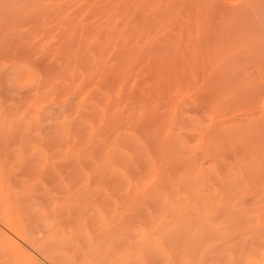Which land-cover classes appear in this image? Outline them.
<instances>
[{
	"label": "bare ground",
	"instance_id": "bare-ground-1",
	"mask_svg": "<svg viewBox=\"0 0 264 264\" xmlns=\"http://www.w3.org/2000/svg\"><path fill=\"white\" fill-rule=\"evenodd\" d=\"M32 1H34V0H32ZM73 1L75 2V0H70V2L68 0H65L64 2H66V3L63 2L62 8L60 7L61 4H59L58 2L56 3V6H54V4L50 6L48 3H46V5L47 4L48 5L45 6V3H44V5L42 7H41V5H42L41 3H40V5H37V3H36V5L40 6V8L39 7L37 8L35 5L34 11H36L37 14H39V15L44 14V16L46 17V20H48L46 22L51 23L50 21L52 19H54V20L57 19V21L65 22L64 27H62V25H60L61 27H59L58 22H57L58 24L53 23L54 25L53 24H51V25H53V28H54V26L57 25L58 28H61V29L63 28L64 31L70 33L69 35L73 36L72 37L73 40L68 44L69 46L67 48L63 47L64 48L63 54L66 53V54L72 56L71 58H68V56H67V58H68L67 59L65 57L66 56V54H65V56H64L65 62L63 59L64 64L68 63V65L69 64L71 65L72 64L71 61L74 59L75 64L80 63L84 67H85V65H86V67L88 66L87 69H88V71H90L89 73H87L88 75H90L92 70H94L96 72H98V70H100L102 72V74L104 75V76H102L103 78H100V79H103L102 85L103 86L105 85L104 87H106L108 89L109 94L111 93V98L109 100L106 97V100H105L106 110L105 111L109 112L110 110L111 111L114 110L115 114L117 112H119V110L121 112V108H120L121 106L120 105L122 103H125L124 98H130L131 101L134 99L133 100L134 102H131V101L130 102L135 104V105L130 104V102H129V105L134 110V111H132V109H131L130 110L131 112L129 111L130 116L133 119H134V117H136V118L138 117L142 120L141 125L139 124L138 127L137 126L134 127V128H136L138 133L143 132L141 134L142 136L139 134L140 136H137V138L135 136L131 137V134L133 135L134 131L132 133L130 132V134L129 133H125V134L121 133L119 135V133L118 134L116 133L117 135H119V137H117L118 139L114 138L115 142L116 143L118 142L117 145H119V144L123 145L124 143H126L127 146L124 144L123 147L126 146V148H130L129 150L132 149L133 152L126 151V149L124 150L119 146L118 147L114 146V149H112V154L110 157V159L113 157L110 160V162L112 161L111 165L108 167L109 168L108 170H107V165L103 167L105 169H102V167H101L102 170H100V171L103 172L102 175L105 174L107 171H109V173L108 172L106 173V174H108L107 178L109 177V174L113 175L112 173H115L114 176L115 175L121 176V177H119L120 180L119 179L117 180V184H119V182H121V185H122V182H123L122 180H124V178L125 179L127 178L126 180H128V181H126V182L131 184V183H134L133 182V181H135L134 178H136L137 180L142 179L143 177L139 178L142 175V173L143 174L147 173L146 171H148V168L150 167V159L153 161V163H154L153 167H154L156 165L155 163H157V161L159 163V160L165 161L164 159L167 158L168 161L166 160L165 164L162 163V168H160L159 170H157L155 168L156 169L155 171L158 172L157 176L159 177V183L156 180H155L156 182H153V185L155 183H158L156 186L153 187V185L151 184L152 188L151 187L146 188V190L145 189L141 190V188H140V190L139 189L135 190L136 188H134V186H133V185H136V183H135L133 185L131 184L132 186L129 185L128 191H126L127 183L125 182L126 183V185L124 186L125 190L122 192H124V193L128 192V195H129L128 197L132 200V202L135 203L137 201V202H139V204L142 203V206L145 205L143 203V202H145V200H143V199L145 197H148L149 200H147V201L150 202L151 208H152V205H153V208H157L155 210L152 208V211L153 210L158 211L163 206L164 207L166 206V208H163L162 210H160L161 213H162V211H164V209L165 210L170 209L172 212H174V209H172V206H173V203L176 201V199H178L180 197V196H178L179 194L182 195L181 198H186V202H188V204H191V205L195 204L196 207L201 205V204H204L205 207H208V209L210 208L212 212H209V214L212 215L213 217L209 216L207 214L209 210H207V212H206V215H208L210 217L209 218L210 221L212 220V218L214 220L219 215V213L222 212L221 215H224V214L225 215L223 217L220 215L221 217L220 216L219 217L223 219L222 220L223 222H224V217H225L226 218L225 220L226 221L228 220L227 223H229L228 224L229 225V230H228L229 232H227V233H229V235L227 234L229 236V261H227V262L229 264H264V0H92V1H90V0L86 1L85 0V2H83V4L82 3L79 4L80 6L78 5V6H75L74 8L68 9L69 3H74ZM19 2H22V1H19ZM24 2H26V1H23V3ZM30 2L31 1L29 0V3ZM76 3L77 2H75V4ZM50 4H51V2H50ZM1 5H2V3H1ZM32 5H34V4H32ZM19 6H21V5H19ZM63 6H65L67 8L65 9ZM30 7H32V6H30ZM26 8L27 7L25 6V10H26ZM17 10H18V8H17ZM29 12L30 11L28 10V13ZM5 13H8V12H5ZM81 14H83L84 16H82L80 18ZM10 15H11V13H10ZM35 17L37 18V16H35ZM7 18H9V17H7ZM12 18H14V17H12ZM48 18H50L51 20L49 21ZM54 20L52 22H54ZM37 21H38V19H37ZM33 22L35 23L34 20H33ZM0 23H1V21H0ZM32 25H34V24H32ZM51 25H50V28H51ZM37 27L38 26L36 25V28H35L36 30H37ZM48 27L49 26H47V29H46L47 32L52 31V30H53L52 32H54L53 28H51L52 29L51 30ZM55 29H56V27H55ZM34 32L36 33V31H34ZM56 33H58V32H56ZM68 33H66V34H68ZM13 44H14V42H13ZM17 47H19V46H17ZM90 48L94 49V51H95L94 66H93V64H91V63H93V61H91L92 55H91V53L90 54L88 53ZM107 49H109V51L111 50L110 57H108V55H106V54H108ZM47 51H49V50H47ZM63 54H62V56H63ZM103 55H105L106 58ZM24 58H26V57H24ZM111 60H112V62H111ZM82 62L83 63L86 62V63L82 64ZM71 66H69V67L71 68ZM41 68H43V67H41ZM48 68H50V67H48ZM60 68H62V67H60ZM94 71H93V74L95 73ZM135 75H137V77L138 76L139 77L136 78ZM75 76H77V75H75ZM93 76H95V75H93ZM98 76H99V74H98ZM89 78H90V76H89ZM98 81L101 83V81L99 79H98ZM143 82H146V83H145V85H143L142 88H141L142 84H140L141 90L139 88L137 89V87H139L138 84L143 83ZM46 83L47 82H45V85H46ZM57 83H60V82H57ZM135 85H138V86H135ZM55 87H57V86H55ZM153 88H155L154 91L156 93L153 91ZM185 88L188 91L190 89H193V91H194V89H195L193 96L195 95L196 100L197 99L199 100V103H197V104H200L201 107L199 106L198 108H193V105H194L193 104L191 106L192 109L186 108V110H185V108H184L182 110H185L186 111L185 113L187 115H193V113L197 112V114H199V115H197L195 113L197 120H198V118L200 119V117L202 116L204 111L206 113V111L210 108L211 109H218V105H219V110H220V107H222V109H223V106H224V104H226V102L229 103V108L228 107H226V108L231 109V111L229 110L230 112H233L232 109L235 110L234 111L235 114H233L234 116L232 115V113L229 115L230 118L233 116V119L232 118L229 119V123H228L229 126L227 124L224 127V124H226V123H223L222 128H219V127H221V124L219 126V123H218V126H219L218 127L215 125V124H217V123H215L217 120L215 122L212 121L215 123V124L211 123V124H214V128L217 127L220 130H216L217 128L213 129V127H211V128L209 127V129L206 130L207 126L205 128L203 126L204 130L202 131L203 132L202 134H204V135L199 134V137L201 135L205 136L204 138H202L200 140V142H199L200 144L198 143V145H200L199 149L202 150L203 152L207 149L205 152H208L207 153L208 155L210 154L209 159L212 162L211 164H207V166L203 165V168L207 169L208 170L207 173H209V171H211L210 170L211 168L209 169L208 166H212L217 171V178L212 173V174H210L211 176L208 175V179H207V176H206L207 174L205 172L204 173L206 175L203 173V169L201 167H200L201 169H198L200 165H198V168L194 165L195 163H193V160H194V158L196 159V157H199V156H196L199 153V151L196 152V155H195V153H193L192 155L187 154V150H189V147H191L192 144L186 143L187 142L186 141V135H187V138H189L193 134V132H195V130L191 132V130H193V129L190 128L191 129L190 130L189 128L186 127V129H180L178 131L179 133H177V131L175 132V130H177V128H180L181 126H182L181 128H183V125H181L182 124L181 122H184L183 123L184 126L186 124L187 125L190 124L189 123L190 119L189 120L186 119V118H189L188 116L187 117L185 115L179 116L180 111H182L181 108H183V107L179 108L180 103H181L180 100H183V99H181V96L183 95V91L186 92ZM161 89L162 90L167 89V92H165V94L167 93V95H165V94L162 95L163 92L160 91L162 97L157 96L156 94H157L158 90H161ZM83 90L84 89H82V91ZM169 92H170V94H169ZM101 93H102V91H101ZM153 93L155 94V96H152V95H154ZM43 94H44V92H43ZM109 94L105 93L104 95L107 96ZM91 95H93V94H91ZM139 95H140V97H139ZM105 96H102V94H101L100 98L103 97L105 99ZM166 96L169 97L168 100L166 99L167 101L170 100L169 104H168V106L163 108V110H161L160 107H162V106L159 107V103L161 102V101L159 102V100H161L160 98H163V97L166 98ZM153 97H156V98L154 99ZM100 98H99V100H100ZM183 98H185V97H183ZM36 99H38V98H36ZM123 99H124V101H123ZM137 99H139L138 101H140V99H141L142 100L141 102H143L141 105L139 104L140 106L137 104L138 101L135 103V100H137ZM156 99H157V101H156ZM128 100L129 99H126V101H128ZM154 100H155V102H154ZM121 101H123V102L121 103ZM167 101H165V102H167ZM185 101H187V100H185ZM165 102H164V104H165ZM126 103L128 104V102H126ZM221 103H223V104H221ZM15 105H16V103H15ZM18 105H17V107H18ZM113 105L116 106V109L113 108V107H115ZM196 106L197 105H195V107ZM107 108H109L110 110H107ZM224 108H225V106H224ZM29 109H31V108H29ZM58 109H59V107H58ZM236 109H239L240 112L236 113L237 112ZM12 110H13V108H12ZM37 111H39V109ZM111 111H110V114L114 115L118 118V115L112 114ZM124 112H126V110ZM6 113H8V112H6ZM200 113H201V116H200ZM61 114H62V112H61ZM127 115H128V113H127ZM206 116H207V114H205V116H202L203 120H206V119H204V117L206 118ZM123 117H125V116L123 115ZM128 117L129 116H127V118ZM114 118L115 117H113V119ZM127 118H125V120ZM3 119H5L4 116H3ZM68 119H69V117H68ZM119 119L122 120V122L124 121L122 116ZM133 119H131V120L133 121ZM140 119L138 120L136 125L139 122H141ZM183 119L184 120L186 119V120L184 121ZM6 120H7V118H6ZM127 120H130V119H127ZM176 120H177V122H175ZM201 120L202 119H200V121H199L200 123H201ZM219 120H220V117H219ZM134 121H135V119H134ZM179 122H180V124H179ZM193 122H194V120H193ZM194 123H195L194 127H196L197 123L196 122H194ZM43 124H45V123H43ZM68 124H70V123H68ZM121 124H120V127L118 126L119 131L122 132V129H120L122 127L124 128L123 129L124 131H127L129 129L126 125L124 127V124H126L125 121L122 125ZM127 124L130 125L129 123H127ZM178 125H179V127H178ZM61 126H62V124H61ZM112 126H113V124H112ZM208 126H210V125H208ZM96 127H98V126H96ZM129 127H131V126H129ZM197 127H198V129H200L199 123L197 124ZM112 128L109 127V129L113 130L114 128L113 129ZM23 130H25V129H23ZM228 130H229V132H228ZM7 132H9V131H7ZM9 133H11V132H9ZM113 133H114V130H113ZM44 134H45V132H44ZM127 134L130 136H127ZM9 135H12V134H9ZM26 135H27V133H26ZM35 135H36V133H35ZM195 136H196V134H195ZM41 137L42 136L40 135V138ZM9 138H10V136H9ZM1 139H2V137H1ZM111 141H112V137H111ZM4 142H5V140H4ZM121 142L123 144H121ZM20 143H22V141ZM113 143H114V141H113ZM128 144H131L132 147ZM193 144H194V142H193ZM194 145H196V144H194ZM228 145H229V149H228ZM187 146H189L188 149L186 148ZM110 149H111V147H110ZM156 151H158V152L161 151V152H160V154H158ZM155 152L157 155L155 154ZM161 154L163 155L164 159H162ZM158 155L161 157V159H159L160 157ZM193 155L196 157H194ZM201 155H202V153H201ZM168 162H169V164H168ZM203 163H205V162H203ZM160 166H161V164L159 166L156 165V167H160ZM138 168H140V169H138ZM96 169L97 168L95 167V169H93V170L96 171ZM141 170H143L141 172V174H139L140 172H136V171H141ZM212 171H213V169H212ZM92 174L94 175V178H95V173H92ZM123 174H125L126 176L124 175V177H123L122 176ZM147 175H146V178H147ZM3 176H2V178H3ZM103 176H105V175H103ZM128 176H130V179L132 178V180H133L132 182L130 179H128ZM101 177L102 176H100V178ZM103 178L105 179V177H103ZM105 181H106V179H105ZM105 181H103V183ZM99 182H100V180H99ZM117 184H116V186H117L116 188H118V186H119L118 189H121L122 186H120V184L119 185H117ZM151 185L149 184V186H151ZM140 186H142V185H140ZM149 186L147 185V187H149ZM137 187L139 188V185ZM144 187H145V184H144ZM103 188L101 189V191H103ZM108 188H110V187H108ZM90 189L91 188H89V190ZM123 189L124 188H122V190ZM109 190H111V189H109ZM118 191H117V193H119V195H120L121 192H120V190H118ZM78 192H77V195H79V199L81 198L82 202H84V200H83L84 198L81 197L80 194L84 193L86 195V193L85 192H79V194H78ZM97 192L98 191H96V193ZM0 193H3V192H0ZM117 193H116V196L118 195ZM94 194H95V192H94ZM85 195L82 194V196H84L86 199L88 195L87 196H85ZM104 195H105V193H104ZM124 196L127 197V195H124ZM176 196H178V198H176ZM133 197H134V199H133ZM141 197L142 198L144 197V198L141 199ZM1 198L4 199L3 197H1ZM89 198H91V196H89ZM120 198H121V196L119 197V199ZM122 198H124V197H122ZM150 199H151V201H150ZM126 200L123 199V201H122V203L126 202L125 203L126 205L124 207L125 209L127 207H129V203H130V202L128 203V199H126ZM140 200H141V202H140ZM142 200H143V202H142ZM1 201L3 202V200H1ZM13 201H14V199H13ZM114 201H116V199ZM82 202H81V205L84 204ZM89 202H90V203H88L89 209H91V208H93L94 202H92L93 205L91 203V200ZM152 202H154V203L152 204ZM134 203H133L134 209L137 207L136 210H138L139 204L137 203V206H134L136 204V203L135 204ZM88 204L86 206L87 209H85L83 207L85 210H88ZM110 204H112V203H110ZM127 204H128V206H127ZM3 205H4V203H3ZM3 205H2V207H3ZM77 205H78V203H77ZM81 205H80V207H81ZM103 205H104V203H103ZM121 205H123V204H121ZM121 205L120 206L118 205V206L121 207ZM158 205H162V207L160 206V208H158L157 207ZM206 205H208V206H206ZM228 205H229V207H228ZM59 207H60V205H59ZM96 207L93 209L95 210ZM104 207H105V205H104ZM110 207H113V206L111 205ZM119 207L116 208V210H118ZM130 207H132V205H130ZM189 207L183 206L182 208H184L185 210L188 209L187 211H189ZM107 208H109V207H106L105 209H107ZM124 208H123V210L125 211ZM140 208H141V206H140ZM142 208L145 209L144 207H142ZM191 208L192 207H190V210H192ZM226 208H229V212L226 211ZM72 209L75 210L74 206ZM113 209L115 210V208H113ZM146 209L144 210L145 213L147 211ZM193 209H194V207H193ZM219 209H221V211ZM19 210L20 209H18V212H19ZM96 210H95V212H96ZM103 210H104V208H103ZM111 210H112V208H111ZM170 210L169 211L166 210V211H168L170 213ZM205 210H206V208H205ZM118 211L120 212V210H118ZM124 211H122V212L124 213ZM130 211H131V209H130ZM130 211H128V212H130ZM166 211H164V213ZM179 211H180V209H179ZM225 211L229 215H227L225 213ZM16 212L17 211H15V213ZM92 212H93V210H92ZM92 212H91V214H92ZM95 212H93V213H95ZM135 212L137 213V211H135ZM172 212L170 214H172ZM184 212L185 211H183V212L180 211V213L177 214V211H176V213H173L175 215L176 214L177 215L180 214V216L182 215V217L179 216V218L176 215V217L174 218L177 220L179 219V221L182 220L181 218L188 217V219L187 218L183 219L181 222H178V223H176L177 220H174L173 221L174 224L177 225V224L182 223V222H185V224L187 222L190 223L191 220H193V219H194L193 221L195 222V219L197 221V218H201L202 217L201 214H204L203 212H201L200 213L201 217H199V215H198L199 213L197 214V211L192 210V211H189V216H186V214L183 215ZM194 213L196 216H198L197 218L195 215H193ZM117 214H119V213H117ZM130 214H131V212H130ZM137 214H135V215H137ZM135 215L133 213L134 217H135ZM139 215L141 216L142 214H139ZM139 215H137V217ZM157 215H158V212H157ZM190 215H192V216H190ZM140 216L138 218L142 217V216L141 217ZM124 217L126 218L127 216H124ZM134 217H133V219L136 220ZM154 217H153V219H154ZM159 217H160V214H159ZM170 217H173V216H170ZM121 218H122V216H121ZM227 218H229V219H227ZM130 219H132L131 215H130ZM170 219H172V218H170ZM141 220H142V218L140 219V221ZM146 220H147V217H146ZM216 220H218V219H216ZM120 221H123V220L120 219ZM120 221H119V223H121ZM124 221H126V219ZM199 221H197V223L195 222L196 225H193L194 222H192L193 226L198 225L197 227H194V229L193 228L192 229L195 230V228H196L197 232L202 231L201 233L203 234L204 231L205 232L207 231V227L205 228V226H207V225L204 223V221H206V220H202V218H201ZM90 223H92V221ZM163 223L164 222H162L161 224H163ZM189 223H187V224H189ZM225 223L226 222H224V225H225ZM227 223H226V225H227ZM161 224H158V225H160V227L159 226H157V227H159L161 230L164 231V228H161L163 226ZM174 224H171V225H174ZM209 224H210V222H209ZM211 224H212V221H211ZM179 225H181V224H179ZM182 225H184V223H182ZM182 225H181V227H182ZM216 225L220 226L221 224L219 222V224L217 223ZM228 225H227V227H228ZM187 226H189V225H187ZM211 226H214V225H211ZM211 226L209 225V227L211 229H209V227H208V230H211V232L213 234L214 231L212 229L216 230L217 228H219V226L216 228H212ZM112 227H114V226H112ZM179 227H177V228H179ZM224 227H226V226H224ZM19 228H20V226H19ZM166 228H168V227L166 226ZM172 228H173V226H172ZM175 228H176V226H175ZM175 228L173 229V231H171L172 229H170L169 231L166 229L167 231H165V234H166V232H168L167 234L169 235L170 231H171V233H174V231H177V230H175ZM22 229H23V227H22ZM155 229H157V228H155ZM188 229H191V228L188 227ZM203 229H205V230H203ZM182 230H183V228L180 231L181 232L185 231V230H183V231ZM220 230H221L220 228L217 229V231L220 235H221V232L226 231V230H223V231H220ZM5 232H7V231H5ZM22 232L23 231H21V233ZM181 232H177V233L181 234ZM185 232H187V231H185ZM185 232L183 234H185ZM21 233H20V236L23 234V233L22 234ZM177 233L175 232V234H174V235H178L176 237H174V235L171 234V235H173V237H171L173 239L169 238V241L170 240L171 241L176 240L177 241L176 243L182 242V241H183L182 243H184V242L190 241L191 238L188 239L189 236H192V238H194L193 237L194 233H193V235L191 233L190 234L186 233L189 236H187L186 234H185V236H183V234L179 235ZM218 233H216V234H218ZM224 233L225 232L222 233L223 236L225 235ZM161 234L163 235V233H161ZM161 234H159V235H161ZM198 234H199V232H198ZM214 234H215V232H214ZM87 236L91 237L89 232H88ZM94 236L100 237L101 236L100 232L99 233L96 232L94 234ZM203 236H205V234H203ZM166 237L168 238V236H166ZM225 237H223V238H225ZM156 238L157 237H155V239ZM162 238L165 239V237H162ZM201 238H202V236H201ZM207 238H208V236H207ZM209 238L212 239V237H209ZM90 239H93V238H90ZM197 239H198V237H197ZM4 240H3V242H4ZM202 240H204V239L202 238ZM224 240H226V238ZM5 241H7V243H8L10 240L7 239ZM218 241H219V239L217 238V243L222 241V239H220L219 242ZM191 242H193V241L191 240ZM199 242H202V241H199ZM209 243H211V242H209ZM161 244L162 243H160V241H159L158 246L156 245L154 248L161 247L162 246ZM170 244H171V242H170ZM172 244H174V247H175V243H172ZM220 245H221V242H220ZM214 246H213V248H214ZM161 248H163V246ZM169 248L172 249L170 246H169ZM150 250L153 251L152 248ZM154 252L156 253V250ZM157 252L160 253V251H158V250H157ZM162 252L163 251H161L160 254L163 256L164 253H162ZM19 253H21V252H19ZM160 254L159 255H157V253H156V255L154 253H153V255H152V253L149 254L150 255L149 258H153L154 260L149 259L148 263H150L152 261L151 263L154 264L156 261L155 259H157L158 256L160 257ZM22 255H20V256L22 257ZM205 255L204 256L203 255L202 256L201 255L200 256L195 255L194 257L187 258V259L182 258L185 260H182L180 264H224V263H222V260L220 261L217 259L220 257H215L214 255L207 257ZM147 256H148V254H147ZM185 256H187V255H185ZM157 260L160 262L159 259H157ZM165 261H168V260H165ZM159 262H156L155 264H157ZM131 263H129V264H131ZM163 264H165V263H163Z\"/></svg>",
	"mask_w": 264,
	"mask_h": 264
},
{
	"label": "rangeland",
	"instance_id": "rangeland-1",
	"mask_svg": "<svg viewBox=\"0 0 264 264\" xmlns=\"http://www.w3.org/2000/svg\"><path fill=\"white\" fill-rule=\"evenodd\" d=\"M12 1L13 0H8V1L7 0H4V1L0 0V21H1V23H0V124L1 125L3 124L2 126L0 125V129H1L0 130V171H1L0 172V184H1L0 185V192H3V193H0V264H73V263L74 264H96L97 262L99 264H129L131 262H132L131 264H152L151 263L152 261L150 263H148L149 259L150 260L153 259V258H149L150 257L149 254L152 253V255H153V253H154L156 255V253H157V255H159L161 253V251H163L162 253H164L163 254L164 257L160 254V257L158 256L157 259H159L161 263L157 259H155L156 260L155 263L159 262L160 264H163V263H165V264H169V263L170 264H180L182 260H185L187 258H192L195 255L196 256H200V255L204 256L206 254L205 256H207V257L213 256V255L215 257H220L217 259L220 261L222 260V263H224V264H229L227 262V261H229V236H228L229 233H227V232H229L228 231L229 230V225H228L229 223H227L228 220L226 221L225 220L226 218L224 217V222H226L228 225V227H227L226 223L224 225V222L222 221L223 219L220 218L221 216L223 217L225 215L224 213H223L224 215H221L222 212L219 213V215L214 220L212 218V220H211L212 224H211L209 216H212V215H210L209 212H212V211L210 208L208 209V207H205L204 204H201L197 207L195 206V204H193V205L188 204V202H186V198H181L182 195H180V194L179 195L177 194L180 197L178 198V196H176V198H178V199H176V201L173 203L172 209H174V212H172L170 209H166L168 211L170 210V213L172 212V214H170L165 209H164V211H166V212L164 213V211H162V213H161L160 210H162L163 208H166V206L162 207V205L157 206L158 208H160V206L162 207L158 211L157 210L154 211L157 208H153V205H152V208L154 209L152 211V208L150 206L151 204L149 201H147V200H149L148 197H145V198L143 197L144 199L141 197V199L145 200V202H143V200H142V202L145 204L143 206H142V203L139 204V202L136 201L139 204L138 210H136L137 207L134 209V207H133L134 202H132V200L128 197L129 196L128 192L127 193L122 192L125 190L124 186L127 183L126 181H128V180H126L127 178L126 179L124 178V180H122L123 181L122 185H121V182H119L120 186H122V188H124L122 190V188L118 189L119 186H118V188H116L117 187L116 186L117 180L118 179L120 180L119 177H121V176H119V175L114 176L115 173H112L113 175L109 174V177L107 178L108 174H106V173L107 172L109 173V171H107L105 174H103L105 176L102 175L103 172L100 170L105 169L103 167L106 165H107V170H108L109 169L108 167L111 165L112 161L110 162V160L113 157L111 159H110V157L112 154V149H114V146H117V147L119 146L124 150L126 149V151L133 152L132 149L129 150L130 148H126V146H127L126 143H124L126 145L125 147H123L124 144L122 142H121V144H123V145H120V144L117 145L118 142L116 143L114 138L118 139L117 137H119V135L121 133L122 134L123 133L124 134L125 133L130 134V132L132 133L133 131L134 132H133V135L131 134V137L135 136L137 138V136H140L143 132L138 133L136 128H134V127L135 126L138 127L139 124L141 125L142 120L138 117H137L138 119L136 117H134V119H135V121H134V119L130 116L129 111L131 109H132V111H134L133 108H131V106L129 105V102L131 101L130 98H124L125 101H124V99H123V101L125 103H122L123 101H121V103H122V104L120 103L121 104L120 105L121 106L120 107L121 112L119 110V112H117L115 114L113 109H112L113 111H111L109 108H107V110H110L112 114L118 115V118L114 115H111L110 111L109 112L105 111L106 110L105 100H106V97L108 100L111 98V93L109 94L108 89L106 87H104L105 85L104 86L102 85L103 79H100V78H103L102 76H104V75L102 74V72L100 70H98V72L92 70L90 75H88L87 73L90 72L87 69L88 66L86 67V65H85V67H84L80 63L79 64L77 63L78 64L77 65V64H75L74 59L71 61L72 66L70 64L68 65V63L64 64V62H65L64 56L66 53L63 54V50H64L63 47L67 48L69 46L68 44L73 40V38H72L73 36L69 35L70 33L64 31L63 28L62 29L58 28L56 24H55L56 26H54V28H53V25H54L53 23L58 22L59 24L58 23L57 24L59 25V27H61L60 25H62V27H64L65 22L57 21V19L51 20L50 18H48V19H49V21L51 20L50 21L51 23L46 22L48 20H46V17L44 16V14H41V15L37 14V12L34 11L35 10L34 6L36 5V3H37V5H40V3H41L42 4L41 7L44 5V3H45V6H47L48 4L50 6L53 4H54V6H56V3L58 2L59 4H61L60 7L62 8V4L65 0H34V1L30 0L31 1L30 3H29V0H14L13 1L14 3ZM19 1H22V2H19ZM23 1H26V2L23 3ZM68 1L70 2V0H68ZM90 1H92V0H90ZM50 2H51V4H50ZM66 2H64V3H66ZM75 2H77V3L75 4ZM75 2L69 3L68 9H71V8H74L75 6H78L80 3L83 4V2H85V0H78V1L75 0ZM1 3H2V5H1ZM46 3H48V4L46 5ZM32 4H34V5H32ZM19 5H21V6H19ZM24 5L27 7L26 10H25ZM29 5L32 7H30ZM37 5H36V7L40 8V6H37ZM65 6H63V7L66 9L67 7H65ZM17 8H18V10H17ZM28 10L30 11L29 12L30 14L28 13ZM5 12H8V13H5ZM10 13H11V15H10ZM35 16H37V18ZM82 16H84V15L81 14L80 18ZM7 17H9V18H7ZM12 17H14V18H12ZM37 19H38V21H37ZM33 20L35 21V23L33 22ZM53 20H54V22H52ZM32 24H34V25H32ZM35 24L38 26L37 30L35 29L36 28ZM51 24H53V25H51ZM50 25H51V28L54 29V32H52L53 30L50 28ZM47 26H49L48 28H50L52 31L47 32V30H46ZM55 27H56V29H55ZM34 31H36V33ZM56 32H58V33H56ZM65 32L68 34H66ZM13 42H14V44H13ZM17 46H19V47H17ZM47 50H49V51H47ZM107 50H108L107 51L108 54H106V53L105 54L108 55V57H110L111 50L110 51H109V49H107ZM88 53L89 54L91 53V55H92L93 60L91 59V61H93V63H91V64H93V66H94V63H95V61H94V55H95L94 49L90 48ZM62 54H63V56H62ZM67 56H68V58L72 57V56L66 54L65 57L67 58ZM103 56L106 58L105 55H103ZM24 57H26V58H24ZM63 59H64V62H63ZM111 62H112V60H111ZM84 63H86V62H84ZM84 63L82 62V64H84ZM69 66H71V68ZM41 67H43V68H41ZM48 67H50V68H48ZM60 67H62V68H60ZM93 71L95 72L94 74H93ZM92 74L95 76H93ZM98 74H99V76H98ZM75 75H77V76H75ZM89 76H90V78H89ZM135 76H136V78L139 77V76L137 77V75H135ZM98 79L101 81V83L98 81ZM45 82H47L46 85H45ZM57 82H60V83H57ZM145 83L146 82L139 83L138 84L139 87H137V89L138 88L140 89V84H142V86H141V88H142L143 85H145ZM138 85H135V86H138ZM55 86H57V87H55ZM82 89H84V90L82 91ZM154 89L155 88H153V91H154ZM185 90H186V88H185ZM101 91H102V93H101ZM160 91H162L163 92L162 95H164L165 92H167V89L166 90H162V89L158 90L156 95L159 97L161 96ZM194 91H195V89H194ZM194 91H193V89H190L189 91L186 90V92L183 91V95L181 96V99H183V100H180L181 103H180V107H179V108L183 107V108H181V110L184 108H185V110H186V108L192 109L191 106L193 104H194L193 108H198L200 106V104H197V103H199V100L198 99L196 100L195 95L193 96ZM43 92H44V94H43ZM105 93L106 94L108 93L109 95L105 96L104 95ZM91 94H93V95H91ZM101 94H102V96H105V99L103 97L100 98ZM169 94H170V92H169ZM165 95H167V93ZM152 96H155V94ZM168 96H166V98H164V97L160 98L161 100H159V102L160 101L161 102L159 103V107L162 106V107H160L161 110H163V108L168 106L169 101H170V100L167 101L168 98L170 97V96L169 97ZM139 97H140V95H139ZM183 97H185V98H183ZM36 98H38L39 100ZM99 98L101 101L99 100ZM153 98L155 99L156 97H153ZM126 99H129V100L126 101ZM133 100L131 102H134ZM138 100L139 99L135 100V103ZM164 100L167 102H165ZM185 100H187V101H185ZM141 101L142 100L140 99V101H138L139 103L137 102V104L141 105L143 103ZM156 101H157V99H156ZM126 102H128V104ZM131 102H130V104H134ZM154 102H155V100H154ZM164 102H165V104H164ZM15 103H16V105H15ZM221 104H223V103H221ZM17 105H18V107H17ZM195 105H197V106L195 107ZM113 106H115V105H113ZM224 106H225V108H224ZM224 106H223V109H222V107H220V110H219V105H218V109H211L210 108L206 111V113L204 111V113H203L204 115L202 114V116H205V114H207L206 118L204 117V119H206V120H203V117L201 116V113H200V116L202 117V118L200 117V119H202L201 120L202 124L199 122L200 119L198 118V120H197V117L195 116V113L197 114V112H195V113L192 112L194 115L193 116V115H187L185 113L186 111L182 110V111H180L179 116H184V115L186 117L188 116L189 118H186V119L187 120L190 119L189 120L190 124L187 125L185 123L186 125L184 126V124H183L184 122H181L182 123L181 125H183V128H181L182 127L181 126L180 128H177V130H175V132L177 131V133H179L178 131L180 129H186V127L189 129L192 128L193 130L190 129L191 132L195 130V132H193V134L191 133L192 135L189 138H187V135H186V141H187L186 143L192 144V146H191L192 148L189 146L186 147L187 149L189 147V150H187V154L192 155L193 153H195V155H196V152H198V151H199V153L200 152L202 153V155H201V153L200 154L198 153L199 155L198 154L196 155L199 157H196L193 155L194 157H196V159L194 158L193 163H195L194 165L197 168H198V165H200L198 169H201V168L203 169V173L205 172L207 174L206 175L204 173L207 176V179H208V175L211 176L210 174H212V173L217 178V171L212 166H208L209 169L211 168L210 169L211 171H209V173H207L208 170L203 168V165L207 166V164H211L212 162L209 159L210 154L208 155L207 154L208 152H205L207 149L203 152L202 150L199 149L200 145H198V143L200 142V140L202 138L205 137V136H202V135H204V134H202L203 133L202 131L204 130L203 126H204V128L207 126L206 130L209 129V127L210 128L213 127V129H216L217 127L214 128V124L217 123L215 125L218 126V123H219V126L221 124V127H219V126L218 127L222 128L223 123H226V124H224V127H225V125H227L229 123V119H231V118L233 119V116H234L233 114H235V112H234L235 110L232 109V111L234 113L230 112L231 109H228L229 103H227V102H226V104H224ZM58 107H59V109H58ZM226 107H228V108H226ZM12 108H13V110H12ZM29 108H31L32 110ZM113 108L116 109V106ZM38 109H39V111H37ZM125 110H126V112H124ZM236 111H237L236 113L240 112L239 109H236ZM6 112H8V113H6ZM61 112H62V114H61ZM127 113H128V115H127ZM231 113L233 116L231 115L232 117L230 118L229 115ZM123 115L125 117H123ZM197 115H199V114H197ZM3 116L5 119H3ZM121 116L126 123V124H124V127L126 125L129 128L127 131H124L123 127L120 128V129H122V132L119 131V129H118L120 127V124L124 123V121L122 122V120L119 119V118H121ZM127 116H129V117L127 118ZM68 117H69V119H68ZM113 117H115V118L113 119ZM219 117H220V120H219ZM6 118H7V120H6ZM125 118L130 119V120H127V119L125 120ZM131 119H133V121ZM139 119L141 120V122H139L136 125V123L138 122ZM192 119L197 124L199 123L200 129H198L197 124H196L197 128L194 127L195 123L193 122ZM212 121H214V122L216 121V122L214 123ZM175 122H177V120ZM43 123H45V124H43ZM68 123H70V124H68ZM111 123L113 124V126ZM127 123H129L130 125H128ZM211 123H214V124H211ZM61 124H62V126H61ZM179 124H180V122H179ZM208 125H210V126H208ZM96 126H98V127H96ZM129 126H131L132 128ZM228 126H229V124H228ZM109 127L114 128V129L112 128L114 130V133H113V130L109 129ZM178 127H179V125H178ZM219 128H217L216 130H220ZM23 129H25V130H23ZM7 131H9L11 133H9ZM44 132H45V134H44ZM228 132H229V130H228ZM26 133H27V135H26ZM35 133H36V135H35ZM116 133L117 134L119 133V135H117ZM194 133L196 134V136ZM9 134H12V135H9ZM199 134H202L200 136L201 138L199 137ZM40 135L42 136L41 138H40ZM9 136H10V138H9ZM127 136H130V135L127 134ZM1 137H2V139H1ZM111 137H112V141H111ZM3 139L5 140V142ZM21 141H22V143H20ZM113 141H114V143H113ZM193 142L196 145H194ZM128 145L131 146V144H128ZM110 147H111V149H110ZM228 149H229V145H228ZM156 152L158 154H160L161 151L160 152L156 151ZM156 152H155V154H156ZM161 156H162V159H164L162 154H161ZM159 159H161V157ZM164 160L165 161L159 160V163L157 161L158 164L155 163L158 166L161 164L160 167H156V165L153 167L154 163L150 159V167L148 168V171H146L147 173L146 174L142 173L141 176L139 175L140 176L139 178L143 177L144 179L142 178V179L137 180L136 178H134V180L136 181L135 182L132 180V178L130 179V176H128V179H130L131 182L132 181L134 182V183H131L132 185L136 183V185H133L134 188H136L135 190H137V189L140 190V188H141V190H144V189L146 190V188H150V187L152 188L153 182L157 181L159 183V177L157 176L158 172H156L155 170L156 169L159 170L160 168H162V163L165 164L166 160L168 161L167 158H165ZM203 162H205V163H203ZM168 164H169V162H168ZM94 166L97 168L96 171L93 170V169H95ZM101 167H102V169H101ZM138 169H140V168H138ZM212 169H213V171H212ZM142 171L143 170L136 171V172H140L139 174H141ZM91 172L95 173V178ZM1 175L2 176L4 175L3 178ZM124 175L125 174H123L122 176L124 177ZM146 175H147V178H146ZM100 176H102V177L100 178ZM103 177H105L106 181ZM99 180H100V182H99ZM103 181H105V182L103 183ZM143 183L145 184V187H144ZM158 183H155L153 185V187L156 186ZM119 184H117V185H119ZM131 184L127 183L126 191H128L129 185L132 186ZM149 184L150 185L152 184V185L149 186ZM138 185H139V188L137 187ZM140 185H142V186H140ZM147 185L149 187H147ZM108 187H110V188H108ZM89 188H91V189L89 190ZM102 188H103L104 192L101 191ZM109 189H111V190H109ZM118 190H120V192H121L120 195H119V193H117ZM78 191L79 192H85L86 195L84 193H82L85 196L88 195L87 198L85 199V197L82 196V194H80V196L84 198L83 199L84 202H82L81 198L79 199V195H77ZM96 191H98V192L96 193ZM79 192H78V194H79ZM94 192H95V194H94ZM104 193H105V195H104ZM116 193L118 194L117 196H116ZM124 195H127V197ZM10 196L14 199V201L15 200L16 201L14 202ZM89 196H91V198H89ZM118 196L119 197L121 196V198L122 197H124V198L119 199ZM1 197H3L4 199H2ZM134 197H133V199H134ZM125 198L128 199V203L130 202L129 207H130V205H132L133 208L127 207L128 204L126 206L127 208L126 209L124 208L126 205L125 204L126 202L124 201L125 203H122V201H123V199L126 200ZM115 199H116V201H114ZM1 200H3V202ZM90 200H91V203L94 202V205L92 203L93 208H95L97 206L96 207L97 210L95 209L97 213L95 212V210L93 208L90 207L91 209H89L88 203H90L89 202ZM150 201H151V199H150ZM81 202L84 204L81 205ZM140 202H141V200H140ZM3 203H4V205H3ZM77 203H78V205H77ZM103 203H104L105 207H104ZM110 203H112V204H110ZM137 203L134 206H137ZM153 203L154 202H152V204ZM87 204H88V210H85V209H87V207H86ZM121 204H123L124 206ZM2 205H3V207H2ZM59 205H60V207H59ZM80 205H81V207H80ZM111 205L113 207H110ZM118 205L119 206L121 205V207H119ZM73 206H74L75 210L72 209ZM140 206H141V208H140ZM183 206L192 207L191 209L193 211H197V214L199 213L198 214L199 217H201V215H202V217H201L202 220H206V221H204V223L207 225V226H205V228L207 227V231L203 232V234H205V236H203V234L201 233L202 231L201 232L198 231L199 232V234H198V232L196 231V228H195V230H193L194 227L198 226V225L193 226V225H196L195 222L197 223V221H199L201 219V218H197L198 216H196L195 213L193 215L196 216L197 221L195 219V222H194L193 221L194 219H193V220H191L190 223L187 222L189 224H187V223L186 224L189 226H187L185 224V222H182V223H184V225H182V223H179L182 225V227L179 224H177L178 226L176 224H174L173 221L177 220L174 218L176 217V215L178 213H180V211L181 212L185 211L183 213V215L186 214V216H189V211H192V210H190V207H189V211H187L188 209L185 210L184 208H182ZM206 206H208V205H206ZM106 207H109V208L105 209ZM118 207H119L118 210H120V212L118 210H116V208H118ZM142 207H144L145 209L147 208L146 213L144 212L145 209H143ZM193 207H194V209H193ZM228 207H229V205H228ZM103 208H104V210H103ZM111 208H112V210H111ZM113 208H115V210ZM123 208L125 209V211L123 210ZM205 208H206V210H205ZM18 209H20L19 212H18ZM130 209H131V211H130ZM179 209H180V211H179ZM14 210L17 211L16 212L17 214L15 213ZM92 210L95 213H93ZM127 210L130 211L131 214ZM175 210L177 211L176 215L173 214V213H176ZM207 210H209L207 213L209 216L206 215ZM219 210L221 211V209H219ZM122 211H124L125 214ZM135 211H137L138 214ZM226 211L229 212V208H226ZM226 211H225V213L227 215H229ZM91 212H92V214H91ZM157 212H158V215H157ZM201 212H203L204 214L200 215ZM117 213H119V214H117ZM133 213H134V215L135 214H137V215L142 214L141 215L142 217L140 215L139 216L142 218L143 221L142 220L140 221L141 218H138L139 216L137 217V215H135V217H134ZM159 214H160V217H159ZM130 215L132 216V219H130ZM121 216H122V218H121ZM124 216H127V217L125 218ZM152 216L153 217L155 216L154 219ZM170 216H173V217H170ZM179 216H180V214L177 215L178 218H179ZM190 216H192V215H190ZM133 217L137 221L134 220ZM146 217H147V220H146ZM180 217H182V215ZM170 218H172V219H170ZM186 218L188 219V217L181 218V219L183 220ZM120 219H122L123 221H120ZM125 219H126V221H124ZM216 219H218V220H216ZM227 219H229V218H227ZM182 220L179 221V219H178L177 222L176 221L175 222L178 223V222H181ZM91 221H92V223H90ZM119 221L121 223H119ZM208 221L210 222V224ZM162 222H164V223L161 224ZM192 222H194L193 225H192ZM219 222L221 224L220 225L221 227L218 225L219 228L221 229L220 231L226 230V231H223V232H225L224 236L222 235L223 232H221V235L218 233L217 229H219V228H217L216 230L212 229L215 232V234H214V232L212 234L211 230H208L209 225L210 226L214 225L211 227L216 228V227H218L216 224L217 223L219 224ZM158 224L163 225L161 228H164V231L159 228L160 225H158ZM171 224H174V225H171ZM222 224L226 227H224ZM19 226H20V228H19ZM112 226H114V227H112ZM157 226H159V227H157ZM166 226L168 228H166ZM172 226H173V228H172ZM175 226H176V228H175ZM22 227H23V229H22ZM177 227H179L180 229ZM188 227L191 229H188ZM155 228H157V229H155ZM174 228L177 231H174V233H171V231H173ZM182 228H183V230L187 231V232L184 231L185 234L191 233L193 235V233H194V235H195V236L193 235L194 238H192V236H189L186 234L187 236H189V238L186 236L188 239L191 238L190 241H188V242L182 243L183 242L182 241V242L176 243L177 242L176 240H174L175 242L171 241V240L169 241V238L173 237L175 232L176 233L181 232L180 230ZM166 229L168 231L170 229H172L169 232L170 233L169 235L167 234L168 232H166V234H165V231H167ZM209 229H211V228L209 227ZM203 230H205V229H203ZM5 231H7V232H5ZM21 231H23L22 232L23 234L21 233ZM88 232L90 233L91 237L87 236ZM96 232L97 233L100 232L101 236L95 237L94 234ZM184 232H181V234H179V233H177V234L182 235ZM20 233L22 234L21 236H20ZM161 233H163V235ZM216 233H218V234H216ZM159 234H161V235H159ZM171 234H173V235H171ZM185 234H183V236H185ZM206 235L208 236V238L212 237V239L211 238L208 239ZM166 236H168V238ZM176 236H178V235H174V237H176ZM201 236L204 240H202ZM222 236L223 237L226 236L225 237L226 240H224L225 238H223ZM155 237H157V238L155 239ZM162 237H165V239H163ZM197 237H198V239H197ZM3 238L5 240L8 239L10 241L7 243V241H5ZM90 238H93V239H90ZM217 238L219 239V241H220V239H222L223 242L220 241L221 245H220L219 241H218L219 243H217ZM171 239H173V238H171ZM3 240H4V242H3ZM191 240L193 242H191ZM159 241H160V243H162L161 245L163 246V248H161L162 247L161 245H160L161 247L154 248L156 245L158 246ZM199 241H202V242H199ZM170 242H171V244H170ZM209 242H211V243H209ZM172 243H175V247H174V244H172ZM211 244L215 245V246L213 245L214 248ZM169 246L172 249H170ZM151 248L153 249V251L150 250ZM154 249L156 250V253L154 252L155 251ZM157 250L160 251V253L157 252ZM18 251L21 253H19ZM147 254H148V256H147ZM20 255H22V257ZM185 255H187V256H185ZM182 258H185V259H182ZM165 260H168V261H165ZM159 263H157V264H159Z\"/></svg>",
	"mask_w": 264,
	"mask_h": 264
}]
</instances>
